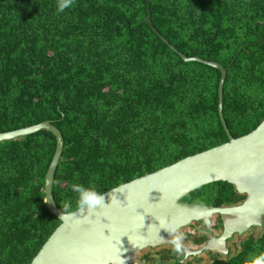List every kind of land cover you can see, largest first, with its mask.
<instances>
[{
	"label": "trees",
	"instance_id": "1",
	"mask_svg": "<svg viewBox=\"0 0 264 264\" xmlns=\"http://www.w3.org/2000/svg\"><path fill=\"white\" fill-rule=\"evenodd\" d=\"M149 1L73 0L58 12L59 0H0V132L45 120L61 130L52 183L61 210L79 208L73 184L101 195L229 140L219 114L221 71L172 49L145 21ZM150 11L180 52L227 69L223 111L232 135L257 128L264 0H153ZM56 146L47 129L0 141V264H31L62 222L45 193ZM245 198L218 181L183 200L225 207ZM246 234L237 252L210 264H246L264 253V228Z\"/></svg>",
	"mask_w": 264,
	"mask_h": 264
},
{
	"label": "water",
	"instance_id": "2",
	"mask_svg": "<svg viewBox=\"0 0 264 264\" xmlns=\"http://www.w3.org/2000/svg\"><path fill=\"white\" fill-rule=\"evenodd\" d=\"M145 19L153 30L185 61H200L221 71L219 82V114L229 140L147 175L137 177L103 194L104 203L91 212L78 208L62 214L55 202L52 183L59 166L65 141L61 130L51 121L0 132V141L13 140L51 131L57 146L46 174L45 193L51 213L61 219L31 264H137L138 254L148 247L169 243L177 231L214 215L224 218L219 236L199 250L182 245L186 256L203 250L228 252V240L238 236L244 240L248 230L264 228V120L245 135L234 137L223 111L227 69L217 61L187 56L172 45L154 26L150 4ZM226 181L246 195L241 204L213 206L195 204L183 199L192 191L210 183Z\"/></svg>",
	"mask_w": 264,
	"mask_h": 264
},
{
	"label": "flooded vegetation",
	"instance_id": "3",
	"mask_svg": "<svg viewBox=\"0 0 264 264\" xmlns=\"http://www.w3.org/2000/svg\"><path fill=\"white\" fill-rule=\"evenodd\" d=\"M197 222L201 223L196 225ZM223 223L224 218L219 214L206 218L202 221H196L190 226L177 231L174 239L178 242V244L169 243L158 247H148L142 250L138 254L137 264H164L166 262L176 260V258L182 263L187 262V264H210L216 261L217 263H222L226 261L233 252H237L232 251L230 247H232L233 243L238 240V236L228 240L227 246L230 249H228V252L226 253H214L210 250H203L197 255L190 254L189 256H186V251L182 245L190 247L193 250H199L210 241L211 234L216 237L221 234L223 229L221 230L220 226ZM194 224L196 225V230L200 233L199 235L195 233L197 232L196 230L192 231L189 229L194 226ZM205 238L206 241L204 242ZM247 238L248 236L240 242L245 241ZM227 253L228 255H226ZM200 257H203L204 259L200 260Z\"/></svg>",
	"mask_w": 264,
	"mask_h": 264
},
{
	"label": "clouds",
	"instance_id": "4",
	"mask_svg": "<svg viewBox=\"0 0 264 264\" xmlns=\"http://www.w3.org/2000/svg\"><path fill=\"white\" fill-rule=\"evenodd\" d=\"M73 0H59L58 12H63L66 8L71 7ZM72 190L79 194V209L82 213L91 212L104 203V196L98 194L94 190L85 189L83 185L73 184ZM68 205L65 204L62 214H65ZM246 264H264V253L254 259L246 261Z\"/></svg>",
	"mask_w": 264,
	"mask_h": 264
},
{
	"label": "rangeland",
	"instance_id": "5",
	"mask_svg": "<svg viewBox=\"0 0 264 264\" xmlns=\"http://www.w3.org/2000/svg\"><path fill=\"white\" fill-rule=\"evenodd\" d=\"M247 236H248V235L245 234V236H243L242 238L244 239V238H246ZM238 240L241 241L240 238H238ZM234 245H235V246H234ZM232 246H233V248H234L233 251H237V250L239 249V244H237L236 241L233 243Z\"/></svg>",
	"mask_w": 264,
	"mask_h": 264
}]
</instances>
